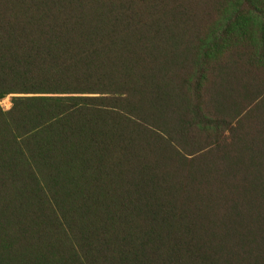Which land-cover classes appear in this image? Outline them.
Instances as JSON below:
<instances>
[{
    "label": "trees",
    "instance_id": "obj_1",
    "mask_svg": "<svg viewBox=\"0 0 264 264\" xmlns=\"http://www.w3.org/2000/svg\"><path fill=\"white\" fill-rule=\"evenodd\" d=\"M197 4L0 0V264H264V0Z\"/></svg>",
    "mask_w": 264,
    "mask_h": 264
},
{
    "label": "rangeland",
    "instance_id": "obj_2",
    "mask_svg": "<svg viewBox=\"0 0 264 264\" xmlns=\"http://www.w3.org/2000/svg\"><path fill=\"white\" fill-rule=\"evenodd\" d=\"M208 0H195L197 4V10H198V29L201 30L202 34L209 31L210 28H212L215 24V30L217 28V22H218V13L212 14L211 12L207 15L205 10V4ZM200 20V25H199ZM200 26V27H199ZM9 96L4 97L0 100V109L1 110H7L9 108Z\"/></svg>",
    "mask_w": 264,
    "mask_h": 264
}]
</instances>
